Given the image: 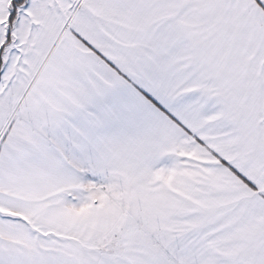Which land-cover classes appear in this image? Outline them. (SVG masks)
<instances>
[{"label": "snow or ice", "instance_id": "6c2138e0", "mask_svg": "<svg viewBox=\"0 0 264 264\" xmlns=\"http://www.w3.org/2000/svg\"><path fill=\"white\" fill-rule=\"evenodd\" d=\"M0 264H264V0H0Z\"/></svg>", "mask_w": 264, "mask_h": 264}]
</instances>
